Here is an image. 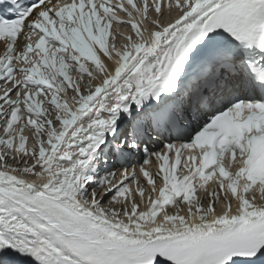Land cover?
I'll list each match as a JSON object with an SVG mask.
<instances>
[{"label":"snow or ice","instance_id":"obj_1","mask_svg":"<svg viewBox=\"0 0 264 264\" xmlns=\"http://www.w3.org/2000/svg\"><path fill=\"white\" fill-rule=\"evenodd\" d=\"M0 264H264V0H0Z\"/></svg>","mask_w":264,"mask_h":264},{"label":"bare ground","instance_id":"obj_2","mask_svg":"<svg viewBox=\"0 0 264 264\" xmlns=\"http://www.w3.org/2000/svg\"><path fill=\"white\" fill-rule=\"evenodd\" d=\"M156 167H157V165H155V164H154V165H153V170H155V169H156Z\"/></svg>","mask_w":264,"mask_h":264}]
</instances>
